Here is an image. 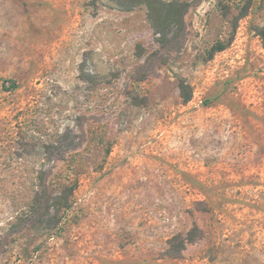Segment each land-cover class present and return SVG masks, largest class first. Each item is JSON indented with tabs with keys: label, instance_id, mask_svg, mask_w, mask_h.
I'll return each instance as SVG.
<instances>
[{
	"label": "rangeland",
	"instance_id": "rangeland-1",
	"mask_svg": "<svg viewBox=\"0 0 264 264\" xmlns=\"http://www.w3.org/2000/svg\"><path fill=\"white\" fill-rule=\"evenodd\" d=\"M162 1L190 4L176 53L145 5L0 0V264H264V0L235 31L249 0ZM49 168L71 209L13 234Z\"/></svg>",
	"mask_w": 264,
	"mask_h": 264
},
{
	"label": "trees",
	"instance_id": "trees-1",
	"mask_svg": "<svg viewBox=\"0 0 264 264\" xmlns=\"http://www.w3.org/2000/svg\"><path fill=\"white\" fill-rule=\"evenodd\" d=\"M117 2L125 10H131L141 5H145L148 9V18L151 25L158 35L159 52L176 53L182 49L185 41V21L184 18L189 11L190 4L181 2L165 3L162 0H117ZM252 7V0L241 10L240 14L235 18L233 30L235 31L238 22L248 16ZM264 46V29L259 34ZM227 45L224 42H219L214 48L213 53L222 52ZM158 55V53L156 54ZM15 84H11L7 89H15ZM180 96L184 104H188L193 99L192 87L185 81H180L179 84ZM206 105H209L205 102ZM65 136L63 137V139ZM68 140V138H67ZM65 139L66 146L68 145ZM71 145V144H70ZM77 146L64 147L59 144L53 147V152L45 151V154L53 153L55 160L63 161L66 156ZM53 174V168L41 169L36 176V188L33 191V198L28 207V212L17 218V222L12 226L13 234L18 235L25 230L36 227H43L48 223L54 222L60 224L62 221V213L67 212L72 207V198L77 188L76 184L65 186L63 191L56 195L51 190L49 179ZM54 209L56 215L51 220H46ZM8 236V235H7ZM5 236L2 239L7 238ZM202 239V232L198 226H194L184 237L176 235L168 242V249L164 252V256L169 258H180L188 244L196 243ZM3 244V243H1Z\"/></svg>",
	"mask_w": 264,
	"mask_h": 264
}]
</instances>
